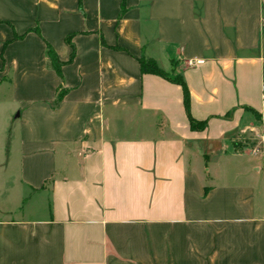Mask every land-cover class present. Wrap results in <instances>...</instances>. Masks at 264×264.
<instances>
[{
  "label": "crops",
  "instance_id": "1",
  "mask_svg": "<svg viewBox=\"0 0 264 264\" xmlns=\"http://www.w3.org/2000/svg\"><path fill=\"white\" fill-rule=\"evenodd\" d=\"M263 89L264 0H0V264H264Z\"/></svg>",
  "mask_w": 264,
  "mask_h": 264
},
{
  "label": "trees",
  "instance_id": "2",
  "mask_svg": "<svg viewBox=\"0 0 264 264\" xmlns=\"http://www.w3.org/2000/svg\"><path fill=\"white\" fill-rule=\"evenodd\" d=\"M124 10H125V6H124V2H122L120 14H122ZM66 42L72 48L71 56L69 59V60H71L73 55H74L73 44L71 43V35L66 36ZM46 57H47V66L54 69L56 71V73L59 75V77L62 78L60 68H61V65L63 64V62H61L57 58L56 53L54 52V50L52 49V47L48 43H46ZM139 63H140V69H141L142 73H152V74L160 75V76L165 77L168 80L180 85L182 88V92H183L184 106L188 110L189 101H190V94H189L187 84L184 81L181 74L178 73V74H175L172 76L169 75V73L164 71L157 64V62L152 58H145L142 56L139 58ZM64 91L65 90L62 87H60V90H58L56 97H55V100L53 102L54 106L58 105V103L61 101L63 94H64ZM189 122H190V127L192 129H201V128L205 127L207 121L206 120L198 121V120L192 118L191 116H189Z\"/></svg>",
  "mask_w": 264,
  "mask_h": 264
},
{
  "label": "built area",
  "instance_id": "3",
  "mask_svg": "<svg viewBox=\"0 0 264 264\" xmlns=\"http://www.w3.org/2000/svg\"><path fill=\"white\" fill-rule=\"evenodd\" d=\"M189 63H191V61H189ZM262 98L264 99V89H263V92H262ZM260 152V148L258 146H254L252 148V153L253 154H258Z\"/></svg>",
  "mask_w": 264,
  "mask_h": 264
}]
</instances>
